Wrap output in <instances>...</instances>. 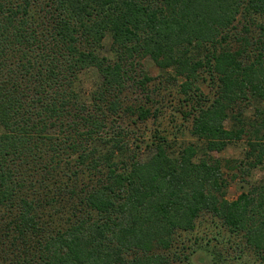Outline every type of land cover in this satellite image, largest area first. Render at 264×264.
Segmentation results:
<instances>
[{
    "label": "trees",
    "instance_id": "16d2710c",
    "mask_svg": "<svg viewBox=\"0 0 264 264\" xmlns=\"http://www.w3.org/2000/svg\"><path fill=\"white\" fill-rule=\"evenodd\" d=\"M197 263L264 264V0H0V264Z\"/></svg>",
    "mask_w": 264,
    "mask_h": 264
},
{
    "label": "rangeland",
    "instance_id": "374dc122",
    "mask_svg": "<svg viewBox=\"0 0 264 264\" xmlns=\"http://www.w3.org/2000/svg\"><path fill=\"white\" fill-rule=\"evenodd\" d=\"M145 69L148 72V74L151 77L160 78V75L162 74L161 71L154 65V63L150 59H146L144 61ZM94 80H97V77L94 73H90L85 76V82L87 84V88L91 87ZM165 83H162L161 85H158L160 87H163ZM166 86V85H165ZM164 86V87H165ZM206 85L202 87V90L204 92L207 91ZM167 94H170L173 90L166 89ZM171 113H166V116L156 121L154 118H150L147 122L142 123L139 122L138 125V131L141 132L144 136L143 142L145 143H139L138 146H140V149L137 150V152L140 153V156L142 159L149 158L151 156L150 149L146 147V142L150 141L152 139V135L156 132V130H162L167 125H169V122L173 118V116L170 115ZM190 141V140H188ZM193 141V140H191ZM247 146L245 142H235L229 148L221 153V154H215L216 158H220L224 163V172L227 174V180L229 183L228 191H227V197L229 200H235L237 197L244 193L247 189V185L241 177L233 178V175L235 171H232L230 167L227 166L228 161H234V160H243L245 152L247 151ZM255 178H260L258 172L255 174ZM197 260V258L195 259ZM198 264V263H197Z\"/></svg>",
    "mask_w": 264,
    "mask_h": 264
}]
</instances>
